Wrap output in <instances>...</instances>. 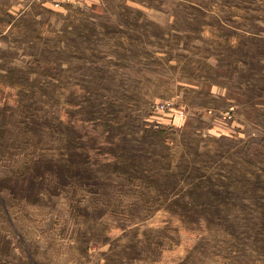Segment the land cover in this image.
<instances>
[{
    "label": "rangeland",
    "instance_id": "rangeland-1",
    "mask_svg": "<svg viewBox=\"0 0 264 264\" xmlns=\"http://www.w3.org/2000/svg\"><path fill=\"white\" fill-rule=\"evenodd\" d=\"M47 1L0 0V264H264V0Z\"/></svg>",
    "mask_w": 264,
    "mask_h": 264
},
{
    "label": "built area",
    "instance_id": "built-area-1",
    "mask_svg": "<svg viewBox=\"0 0 264 264\" xmlns=\"http://www.w3.org/2000/svg\"><path fill=\"white\" fill-rule=\"evenodd\" d=\"M169 105H170L169 103H167V104H161L158 107L161 108V109H171V107Z\"/></svg>",
    "mask_w": 264,
    "mask_h": 264
},
{
    "label": "crops",
    "instance_id": "crops-1",
    "mask_svg": "<svg viewBox=\"0 0 264 264\" xmlns=\"http://www.w3.org/2000/svg\"><path fill=\"white\" fill-rule=\"evenodd\" d=\"M79 1H83V0H79ZM47 3H51V0H48Z\"/></svg>",
    "mask_w": 264,
    "mask_h": 264
}]
</instances>
